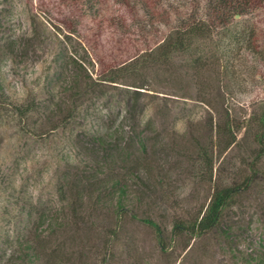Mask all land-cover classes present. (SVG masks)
Returning <instances> with one entry per match:
<instances>
[{"label": "rangeland", "instance_id": "rangeland-1", "mask_svg": "<svg viewBox=\"0 0 264 264\" xmlns=\"http://www.w3.org/2000/svg\"><path fill=\"white\" fill-rule=\"evenodd\" d=\"M60 1L0 0V264H22L27 236L43 250L31 264H264V156L225 211L227 234L173 228L200 217L215 186L252 174L264 9L161 63L159 45L184 19L203 16L208 0H145L152 19L135 13L126 39L100 15L77 23ZM116 7L109 0L100 11ZM226 113L240 128L213 154L210 173L205 140ZM106 132L132 145L130 155L101 149L95 140ZM105 173L125 184V212H115L117 195L99 190Z\"/></svg>", "mask_w": 264, "mask_h": 264}, {"label": "trees", "instance_id": "trees-1", "mask_svg": "<svg viewBox=\"0 0 264 264\" xmlns=\"http://www.w3.org/2000/svg\"><path fill=\"white\" fill-rule=\"evenodd\" d=\"M117 7L109 15L101 13L104 4H108L109 0H61L60 5L69 12L76 22L79 23L87 15H91L92 19L101 16L100 21L106 22L105 28L111 29L112 33L118 36V39H126L130 36L129 29L136 20L135 13H144L152 19L153 12L149 11L145 0H113ZM264 9V0H208L205 7V13L199 18L189 16L180 23V28L167 37L154 60L166 63L171 57L188 49L194 38H201L211 31L226 27L236 15L244 16L253 14ZM102 10V11H100ZM133 22V23H132ZM104 28V27H103ZM121 31V32H119ZM78 95V94H77ZM126 113L132 119L138 115L137 107L134 102L126 105ZM137 119V118H136ZM256 131L254 133V141L258 144L257 152L254 155L255 163L252 164V174H249L242 184H222L214 187L210 200L205 207V211L200 217L184 225L183 223H175L173 228L188 229L195 233H204L213 228L222 230L225 234L229 232L230 227L224 225V215L228 208L237 203V199L244 190L256 179L258 172L257 164L264 156V107L261 109L256 120ZM240 127L226 113L225 118L219 122H215L212 126V134L205 140V167L212 173L214 153H221L230 147L236 138V131ZM146 130L139 131L136 135V143L138 148L145 152L150 137L146 135ZM111 133L106 132L98 136L95 143L104 151L117 150L130 155L132 145L125 144L121 146L120 142L111 143L109 139ZM112 146V147H111ZM121 179L116 176L110 177L105 173L104 179L100 181V189H108L110 194L117 195L115 212L126 211V189L125 184L121 183ZM98 189V187H97ZM116 191H114V190ZM142 221L155 228L158 235L161 229L159 225L149 218H142ZM113 233L115 231L113 230ZM35 237V236H34ZM35 240L24 237L19 244L16 257L22 264H31L43 259V250L40 245L34 243ZM36 242V241H35ZM251 264H261V261H250Z\"/></svg>", "mask_w": 264, "mask_h": 264}]
</instances>
